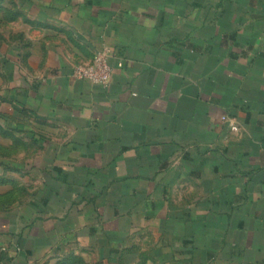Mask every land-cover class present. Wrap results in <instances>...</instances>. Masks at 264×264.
I'll list each match as a JSON object with an SVG mask.
<instances>
[{"label":"crops","instance_id":"crops-1","mask_svg":"<svg viewBox=\"0 0 264 264\" xmlns=\"http://www.w3.org/2000/svg\"><path fill=\"white\" fill-rule=\"evenodd\" d=\"M0 59V263L264 264V0H0Z\"/></svg>","mask_w":264,"mask_h":264},{"label":"rangeland","instance_id":"rangeland-1","mask_svg":"<svg viewBox=\"0 0 264 264\" xmlns=\"http://www.w3.org/2000/svg\"><path fill=\"white\" fill-rule=\"evenodd\" d=\"M93 59V58H92ZM8 106V105H6ZM0 122H1V59H0ZM0 171H1V132H0ZM23 174V173H21ZM29 186L30 181L27 176H23ZM1 178V174H0ZM1 185V183H0ZM1 188V186H0ZM1 208V207H0ZM155 240H146L141 244L138 253H133L129 256H120L115 258V264H173V260H167L163 257L147 254L149 249L154 245ZM71 246V245H70ZM72 246H74L72 244ZM77 247V248H76ZM80 248V247H79ZM77 245L69 247L66 251L51 255L50 257L40 258L36 264H107L101 260L99 254L93 249H79Z\"/></svg>","mask_w":264,"mask_h":264},{"label":"built area","instance_id":"built-area-1","mask_svg":"<svg viewBox=\"0 0 264 264\" xmlns=\"http://www.w3.org/2000/svg\"><path fill=\"white\" fill-rule=\"evenodd\" d=\"M113 49L104 46L93 59L86 62H79L74 66L73 75L80 80H88L94 84L106 85L110 82L114 66L110 63L113 57ZM122 62H118L117 66H122ZM223 120L229 121L231 130H237V124L234 119L228 116H222Z\"/></svg>","mask_w":264,"mask_h":264},{"label":"trees","instance_id":"trees-1","mask_svg":"<svg viewBox=\"0 0 264 264\" xmlns=\"http://www.w3.org/2000/svg\"><path fill=\"white\" fill-rule=\"evenodd\" d=\"M0 132H1V122H0ZM4 133V132H3ZM0 183H1V178H0ZM1 203V202H0ZM0 207H1V204H0ZM1 209V208H0ZM120 256H125L124 254H121V255H119V256H116V257H120ZM115 257V258H116ZM8 257L7 256H5V255H2L1 257H0V262H5V261H8Z\"/></svg>","mask_w":264,"mask_h":264},{"label":"water","instance_id":"water-1","mask_svg":"<svg viewBox=\"0 0 264 264\" xmlns=\"http://www.w3.org/2000/svg\"><path fill=\"white\" fill-rule=\"evenodd\" d=\"M0 264H3V263H0Z\"/></svg>","mask_w":264,"mask_h":264}]
</instances>
